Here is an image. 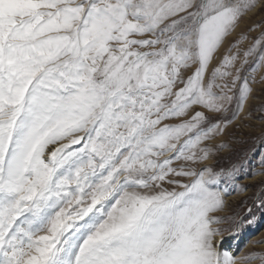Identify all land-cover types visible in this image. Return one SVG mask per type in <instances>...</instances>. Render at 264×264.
Here are the masks:
<instances>
[{"label": "snow or ice", "instance_id": "snow-or-ice-1", "mask_svg": "<svg viewBox=\"0 0 264 264\" xmlns=\"http://www.w3.org/2000/svg\"><path fill=\"white\" fill-rule=\"evenodd\" d=\"M256 3L0 0V264H264L216 239L239 177L198 167L252 92L239 41L213 62Z\"/></svg>", "mask_w": 264, "mask_h": 264}, {"label": "rangeland", "instance_id": "rangeland-1", "mask_svg": "<svg viewBox=\"0 0 264 264\" xmlns=\"http://www.w3.org/2000/svg\"><path fill=\"white\" fill-rule=\"evenodd\" d=\"M261 37H264V0H257L256 7L241 17L234 32L220 50L217 60L213 62L214 66L228 46L239 41L240 58L236 67L241 68L242 77L248 78L252 92L244 111L228 125L224 134L205 143L211 150V155L207 161L198 165L210 167L214 171L234 170L235 175L239 177L237 183L241 190L225 196L223 210L215 213L223 220V223L218 225L224 230L223 236L218 237L222 242L220 247L223 250L228 247L234 253L264 252V210L256 206L258 200H264V164L261 163L264 160V62H259L260 57L264 56V47H258L257 51L248 57V62L242 64L243 53ZM254 67L255 71H251ZM229 107L227 113L214 118L222 120L231 117L236 108L235 101ZM179 122L178 119H171L164 123ZM251 216L257 218L255 223H239ZM239 236L243 240L238 242L236 239Z\"/></svg>", "mask_w": 264, "mask_h": 264}, {"label": "bare ground", "instance_id": "bare-ground-1", "mask_svg": "<svg viewBox=\"0 0 264 264\" xmlns=\"http://www.w3.org/2000/svg\"><path fill=\"white\" fill-rule=\"evenodd\" d=\"M216 239H217V242L221 245V244H222L221 239L218 238V237H217ZM241 239H242L241 236H239L236 240L239 242V241H242V240H243V239H242V240H241ZM227 243H228V242H227ZM228 245H229V243L227 244V246H228ZM224 250H227V251L232 252L231 249H228V247H225Z\"/></svg>", "mask_w": 264, "mask_h": 264}]
</instances>
